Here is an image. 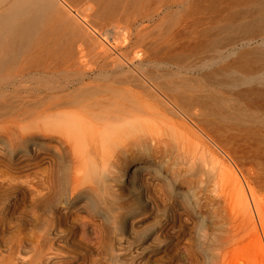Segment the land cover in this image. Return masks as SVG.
<instances>
[{"label": "rangeland", "instance_id": "374dc122", "mask_svg": "<svg viewBox=\"0 0 264 264\" xmlns=\"http://www.w3.org/2000/svg\"><path fill=\"white\" fill-rule=\"evenodd\" d=\"M93 1V3L92 0L90 1L92 12L97 10L93 18L96 19L98 13L101 18L98 14L97 18L102 19V21L96 19L94 25L91 22L92 25L88 28L93 35L95 34V43H87L89 46L82 48L84 45H80V41H83V38H80L79 43L75 41L77 36L78 38L82 36L76 31L78 29L71 33L76 32L79 35H68L67 33H70L68 29L71 27L67 28L63 25V29H60L59 25V32H57V27L56 32L60 35L55 32L53 34L54 28L50 33L56 36L55 38H51L50 33L47 34L50 28L41 31L38 37L32 40L23 51L16 57L10 58L0 68V188L2 187L0 195L4 193L16 196L15 204L12 205V214L9 213L11 222L7 216L8 221L12 224L10 225L11 229L9 227L10 231L8 230V234L3 236V242L9 243L11 238L14 239L15 232L17 231V234L19 231L17 229L19 226L23 232L21 246L22 255L27 261L26 264H36L40 259L38 252L42 247L51 246V231L48 232L51 230V215L45 211L47 209L44 205L51 203V187H48L49 189L46 187L49 184L48 176L51 175L52 82L55 83V86L60 85L58 82H61V85L66 84L68 87L57 93L56 96H60L59 100L66 99L67 94H69L67 99L76 98L80 94L79 91L83 92L80 89L82 86L85 88L86 83L90 86L104 83L105 86L100 85V87L120 88V94L124 95L121 97L124 98L126 96L122 90L124 82L121 84H116V82L120 83L124 79L125 82H128L129 78L134 76L132 75L133 71L135 72L133 74H136L144 70L135 75L137 78L139 76L142 78L134 81L136 78L133 77L134 79H130L133 80L131 82L144 79L142 81L146 80L149 83H158L159 81L162 84L164 82L166 86L164 83L163 85L165 87L168 85V89L169 86H172L169 89L172 92H167V88L165 92L169 96H175V101L181 97L176 104L183 106V110L194 114L200 120V126L210 136L211 143L206 142L208 139L198 130L199 133L195 129L183 128L176 122L175 125H165L158 120L159 124L156 119H153V122L156 120L154 127L157 126V129L158 125L162 124L159 130H162L163 127L167 139L168 135L169 138L171 136L173 138L177 134L175 138H180L181 143H184V146L181 147L179 140L178 142L175 138H171L177 147L174 146L175 143L172 144L174 147L171 144L170 146L176 147L175 149H170L169 146V148H163L155 153L153 146L145 147V145L137 144L139 136L140 139H143L144 134L151 133L134 128L119 127L116 129L117 138L121 137L123 140L119 138L121 142L119 143L116 138L115 142L118 143H116V151L120 152L119 154L124 153L119 155L118 165L122 166V162L126 159L124 157L127 159L133 157L132 159H135L136 162L148 159L146 162L150 166L154 165V169L159 167L156 170L162 173V176L166 173L168 179L172 178L171 182L169 181L171 184L175 179L174 184L177 185L173 184L172 187L174 189L176 187V190L179 189L180 196L184 198L186 205L191 210L193 209V213L199 221L196 222L191 216L183 213L182 204L176 202L173 204L175 205L174 209L167 213L169 217H167V221H160L164 228L163 234H169L170 241L165 246L162 245L164 248L153 250V253L145 257L141 256L140 247L136 252L134 250L126 252L124 246L123 248L120 246V248L117 243H114L111 250L109 244L95 239L96 231L94 230L96 228L85 230L79 225L74 227L75 229L73 228L74 235H81L85 231L87 241L73 240L68 242V246L53 244V247L63 248L64 251L73 254L76 257L77 263L74 262L75 264H82L84 260L86 262V259L87 261L89 259V264H264L261 250L258 248V240L264 242V238L257 217L258 214L263 219L264 225V134L261 128L264 122V97L256 83L259 40L255 29L250 32L245 30L246 22L251 20V17L249 18L246 14V9L251 8L255 11L257 0ZM97 20L102 23H98ZM96 23L98 24L95 25ZM99 24H101L100 27ZM102 25L107 30L105 33ZM65 28L68 31L66 35L64 34ZM64 29L65 31H63ZM108 33L112 38L114 37L113 41ZM41 34L43 36L47 34V37H43ZM72 35L76 37L73 38ZM105 35L108 36V39L104 38ZM53 39H57L55 43L60 44V48H57L59 45H56L57 50L62 48L63 52L68 53L67 55L61 50L57 51L55 47L52 50V47L55 46L52 44L54 43ZM97 39L100 43L102 42V50L109 44L114 49H109L111 48L109 45L108 51L105 49V52L108 53L104 55L105 52L97 47L99 43ZM106 41L107 45L104 43ZM70 43L76 45L78 43L77 46L75 44V47L73 46L78 49L71 48L73 44ZM66 44V47L69 46L67 49L62 46ZM129 46L131 48L124 52L123 50L126 51ZM91 47L100 50L99 53H103V55H98L99 60L95 55L97 53H94L96 50L93 48L94 51L91 50ZM82 49L84 52H79ZM60 52L64 56L59 57L62 55ZM123 52L126 57L132 54L134 60L130 56L126 59ZM130 52L131 54H128ZM55 53L60 55L57 56ZM117 54L120 56L118 57ZM70 55L78 56L70 59ZM77 58H80L78 62ZM85 59L88 61L84 62ZM110 59H112L111 62ZM114 59H116V65L119 63L120 66H115V63L112 62ZM75 60L76 63H74ZM105 60H108L109 66L105 67ZM82 61L86 63L85 65L89 64L88 68L81 64ZM77 63H79L78 66ZM81 65L82 67L79 68ZM137 65H141V68ZM137 69L139 71H136ZM110 72L112 75L107 74ZM120 72L124 73L125 77L129 72L128 76H130L125 78L124 74ZM142 74L151 80L149 78L147 80ZM119 77L123 80L120 81ZM249 79L252 81L250 85H247L246 80L249 81ZM113 81L115 83L111 84ZM74 87L80 88L79 91ZM73 89L76 90V93H72ZM119 91L118 94L111 92L112 98L116 96L113 99L118 100V97L119 100L122 99L118 96L120 95ZM84 92L83 94L90 97L89 92L92 93L93 90ZM96 92L99 93L97 95L101 93ZM125 92L127 93V91ZM108 93L110 94V91ZM108 93L103 92L101 95L107 98ZM113 94L115 95L113 96ZM95 95L92 97H101V95ZM160 108L164 109L162 106ZM152 118L155 116H150L149 122ZM164 126H169L170 130L165 129ZM174 127L180 130H176ZM156 128H153L155 134L162 133L163 130L157 132ZM127 129L131 130L130 133ZM139 131L143 132L142 136L139 135ZM178 131L180 134L183 133L182 136ZM154 133L151 136L157 137L160 134L154 135ZM148 134L147 136H150ZM170 134L173 135L170 136ZM126 135L137 141L130 140ZM124 136L128 140L123 138ZM163 137L165 138V136ZM10 139L13 142V147L9 145ZM125 140L129 143H136V148H134V144L133 149L131 146L127 147V151L130 150L127 153L129 157L125 154L127 152L125 151L127 149ZM171 141L169 143H172ZM183 147L184 149H182ZM187 149L192 151L189 156L192 154L194 156L191 157V162L194 158L195 161L192 162L193 164L190 163V166H188L189 164L183 166L181 162V164L177 163L178 157L181 156L178 154L181 153L179 151L184 150L181 156L183 158ZM119 173L120 171L115 169L111 177L112 180L107 177H104L107 178L104 180L107 183L110 182L113 187L117 206L126 209L132 205L134 195L126 175L123 172L120 175ZM46 182L48 183L45 184ZM172 213H176L173 214L174 220L170 218ZM13 214L20 215L22 219L15 220ZM13 222L16 225L15 229ZM147 223L146 225L149 224ZM254 225L259 230L257 234L252 230ZM196 231H198L199 238L197 239L200 242L195 241ZM47 235H49L48 238ZM255 237H258V240ZM255 240L257 244L254 242ZM67 247L69 248L67 249Z\"/></svg>", "mask_w": 264, "mask_h": 264}, {"label": "bare ground", "instance_id": "6f19581e", "mask_svg": "<svg viewBox=\"0 0 264 264\" xmlns=\"http://www.w3.org/2000/svg\"><path fill=\"white\" fill-rule=\"evenodd\" d=\"M83 1L82 0H0V68L10 58L12 59L16 57L21 51H23L32 40L38 37L41 31H44L45 29L47 30L48 28H50V31L49 30L48 32L46 31L47 34H49L51 32V29L54 28L55 30L53 31L52 29V31H53V34L54 32L56 34L57 32H59V25L61 26L60 29H63L62 28L63 25L64 27L66 26L68 28L69 26L72 28V30H70L71 28L68 29L70 33H67L68 31L65 28L66 29V32L64 33L65 35L66 33L68 35L73 34L71 32L78 29L76 31L79 32L83 37L79 36L78 38L77 34L79 35V33H76V32L74 34L77 37L73 36L74 34L72 35V37L73 38L76 37L75 41L78 43H79L80 38H83V41L86 45L83 43V41H80L81 42L80 45L82 44L84 45V47L81 46L82 48L87 47L89 43H95V34L93 35V33L90 32L88 28L89 26L92 25L91 22H93V25H94V22L96 19L101 20V21L102 19H100L101 17L99 16L100 14L98 13L97 14L100 18L99 17L97 18V14H96V19L93 18L95 16L94 14L97 12L96 9H95L96 11L94 10V12H92L93 8L91 4L94 2L93 0H92V3H90L91 0L84 1V3H82ZM246 14L249 18L251 17V20L246 22L245 30H247V32H250L252 31V29H255L257 39L259 40V44L257 48L258 77L256 78V83L259 86L258 89L261 92V95L262 94L264 95V0H257V6H256L255 11L251 10V8H247ZM251 15H254V16H251ZM92 18L94 19V21H92L93 20ZM98 23H102V22L98 21ZM98 23H96L95 25H97ZM98 26L100 27L101 24H99ZM56 27L58 28L57 29L58 31L56 30ZM99 27L97 28L99 29ZM104 27L105 26H103L102 28L105 29ZM65 29L63 31H65ZM106 31L107 30L105 29L104 33ZM43 34L41 35L43 36ZM46 35L43 37H47ZM51 35L52 34L50 33V36ZM58 35H60V33ZM105 36L106 37L104 38L106 39H108L107 38L108 36L111 37L109 33H108V36L107 35ZM52 37L55 38L56 36L52 35L51 38ZM110 37H109V40H110ZM113 38L111 37L112 41H113ZM116 38L118 39L117 36ZM53 40H54V43L52 44H55V46L52 47L51 45L52 50L54 47L57 50V48H60V44L57 41H56L57 43H55V40L57 39H53ZM107 41L104 42L106 43V45H107ZM72 42H74L73 39H72ZM97 42H99L98 39H97ZM123 42L124 41H122V43ZM65 43H66V40H65ZM101 43L99 42L97 44L98 46L96 44L95 45L97 47H100L101 48L100 50L103 52H105V49L108 51L107 48L109 47L110 44L108 43L109 45H107V47L105 46V44H103L106 48L105 49L103 48L102 50ZM119 43H121V41H119ZM119 43L117 44V46L119 45ZM74 44L71 46V48L75 47L76 44L75 45ZM56 45L57 46L59 45V46L57 47ZM95 45H93V47H95ZM62 46L66 47L67 44L65 46L64 45ZM93 47H91L90 49L96 50L94 53H97L95 55H96V58H98V55L101 54L99 52L101 51L100 50L98 51L97 49ZM110 47L111 48L109 49L113 48V46L111 45ZM67 48H69V46L66 47V49ZM130 48L131 47L129 46V48H127L126 51L125 49L123 51L127 52ZM61 49H58V50L60 51ZM77 49L74 48V50H77ZM61 52L63 51L61 50ZM61 52L60 54L62 55L58 54L59 52L55 54H57V56L60 55L59 57L64 56V54L66 55L68 54L66 51H64L65 53L63 52L64 54ZM79 52H84V50L82 49ZM79 52H77L78 55H80ZM88 52L90 51L88 50ZM115 52L118 53V51H115ZM107 53L108 52H105L104 55ZM128 54H131V52ZM101 55H103V53ZM120 55L117 54L118 57ZM123 55L125 56L126 54L124 53ZM131 55H128V57L130 56L131 59H133V56ZM77 56L70 55V59H72V57L74 58ZM128 57H126V59ZM82 58L84 60V57ZM79 59L80 58L76 59L77 62ZM86 59L84 62L88 61ZM94 59H95V56H94ZM116 59H114V61L112 62L115 63V66H118L119 63L116 65L117 63L115 62ZM76 60L74 63H76ZM111 60L112 59H110V62ZM84 62L82 61L81 64H83L84 67L85 66L87 67V65L89 64L85 65L86 63ZM107 62L108 60L106 61L105 67L106 65L109 66ZM120 64H121V61H120ZM78 65L79 63H77V66ZM110 65H112V63H110ZM138 66H140L141 68V65H137V67ZM81 67L82 65L79 66V68ZM115 68L120 69L118 67H115ZM138 69L136 71H139ZM127 70L129 71L132 69H127ZM141 71L137 73L138 74L142 73L144 70L142 72ZM133 72H132V75H134L133 77H135L137 73L133 74ZM128 73H126L127 77H125V74H124L125 78H128L130 76V75L128 76ZM107 74L112 75L111 72ZM113 75L117 77V75L115 74ZM143 75L144 74H142V76ZM120 77L119 79H121ZM133 77L131 76L129 78L130 82L129 81L125 82V79L124 81H122L123 79H121L120 81L122 82L120 83L116 82V84H121L124 82L123 89H122L124 90V93L126 95L124 98H122L124 95L120 94V91H119L121 90L120 88L112 87V86H106V87L101 86L100 87V85H104V83L99 84L98 86L97 85L90 86L86 83L87 85L85 84V88H83V86L81 87V85L83 84L82 83L80 85L81 89L80 88L79 89L82 90L83 92L87 90H91V91L93 90L94 94H96L95 96H100L101 93L103 92L108 93V91H110V94L108 93L107 98L102 97L103 95L97 98V97H92L94 96V94L92 95L93 92L92 93L89 92V95L91 94V96L89 97L85 95L86 92H84L85 94H83V92L79 91L78 88L74 87V89L76 90L78 89V91L80 92V94L77 95L76 98L67 99L69 95L67 94V97L62 95V97L64 96L66 99L59 100L58 98H60V96L57 97L56 96L57 93L63 91L64 89L68 87L66 86V84L61 85V82H58V84L60 83V85L55 86V83L52 82V84L55 87L51 84L52 85L51 86V175L48 176L47 181H49V184L46 187L47 189H49L48 187H51L50 189L51 191V203L50 204L51 205L50 204L44 205L45 209H47L45 211L49 212L51 215V230L48 231V232L51 231L50 232L51 246L48 245L49 246L48 247L47 245H45V247H42V249L38 252L40 259L37 261L36 264H75L77 263L76 257H74L73 254L64 251L63 248L56 249L53 247V244L54 245L55 244H66L68 246L69 245L68 242H72L73 240L87 241V238L84 234L85 232L84 230H83L84 232L81 233V235H78V236L74 235L73 228L77 227L78 225L80 228H83L85 230L96 228V230H94L96 231L95 239H97V241L98 240L101 241L102 243L105 242L106 244H109L110 248L109 246L108 248L111 250H112V244L114 243H117V245L119 247L121 246L122 248L124 246L125 247L124 249L126 250V252L127 251L132 252V250L136 252V250L139 249L140 247L141 248L140 254L141 256L145 257L153 253L154 252L153 250H160L164 248L163 246H165V244H167L168 241H170L171 237L169 236V234L168 235L163 234L164 228H163V224H161L162 222L161 220L167 221V217H168L167 213L168 212L170 213V211L174 209L175 205L173 204H176V202H180L182 204V209L184 211L183 213L191 216V218L195 220L196 222L199 221L198 217L194 215L193 209L191 210L189 206L186 205L184 198L180 196L179 189L176 190L177 189L176 187L175 189L174 187H172V185L175 183L174 182L175 179L173 181V184H171L170 182L172 178L170 177L171 179H168L169 177L166 176V173L164 174L165 176L164 175L162 176V173L157 171L159 167L156 168L157 169L156 170L154 169L155 166L151 165L153 167L152 169L150 164L147 163L148 159L146 160L147 162L145 160H144L145 162L143 160H142L143 162H140V161L136 162L135 159L134 160L132 159L133 157L131 159L130 158L127 159V157H124L126 159H124V161L122 162L123 163L122 166L118 165V162H120L119 155L124 153L122 150L121 151L123 153L121 154H119L120 152L118 153L116 151L117 142L115 141H117L116 138L118 137L117 136L118 132L116 131V129L119 127L134 128L135 130L136 129L144 130V132H149L152 134L155 132L153 128L157 127V126L154 127V124L156 125V120L157 121L160 120L161 123L162 124L165 123V125L167 124L175 125L177 123L183 128L185 127L186 129L188 128L195 129L196 132L198 130L199 132H201V134H203L208 139L206 140V142L211 143L210 136L208 135V133H205L204 129L200 126V123H199L200 120H198L194 116V114L192 115L188 111L183 110L184 109L182 108L183 106L178 105V103L176 104V102H178L181 97L177 99L178 101H175L176 99H174L175 97L174 95H173L174 97H172L171 95L169 96V94L165 92L168 85L167 87H165L166 86L165 83L162 82V84H160L159 81L158 83H149V82H146V80L142 81L144 79H142L141 81L139 80L136 82H131L133 80H130V79H132ZM140 77L141 76L137 78L136 76L135 77L136 79L134 78L133 79L135 81L137 79H140ZM149 79L151 80V78ZM251 81H252L251 79H249V81L246 80L247 85H250ZM112 83H115V81L111 82V84ZM163 83L165 86L163 85ZM107 84H110V83H107ZM170 87L172 86H169V89ZM74 89L72 93L74 92L76 93V90L74 91ZM169 89L167 88L168 90L167 92L171 91ZM96 91L101 92L100 95H97L99 93H97ZM118 91L120 94L118 96H120V98H122L123 100L122 99L119 100V97H118V100L113 99L114 97L116 98V96H114L115 94H113L114 97L112 98L111 92L113 93L117 92L116 94H118ZM125 91H127V93ZM263 95L262 97H264ZM160 106L164 107V109L163 108L161 109ZM150 116H153V117L155 116V118H152V120H150V122H153V119H156L154 120L155 122L153 123L149 122L148 119ZM162 124L161 125L157 124L158 125V129L156 128L157 132L160 129L159 127L162 126ZM261 128L264 134V122L262 123ZM161 129L163 130V127ZM165 129L170 130L169 126L166 127ZM175 129L180 130L179 128H175ZM175 129H174V132H176ZM152 130L154 131L151 132ZM162 130H159V131H162ZM130 131L128 132L130 133ZM139 133L138 134L141 135L143 132L139 131ZM178 133L181 136L183 134V133L180 134L179 131ZM147 134L146 135L144 134V136L141 135L142 137H144L143 139H140V136H139V141H137L135 138L134 139L137 141V144H142V146L144 145L145 147L149 145L153 146L155 153L160 151L163 148H169L170 144L171 146H173L175 143L171 141V138H172L171 135L173 134H170L171 136L170 138H169V135H168V139L166 138L167 134H165V130H163L162 133H160L159 135L154 133V135H158L157 137L156 136L153 137L151 136V134H148L150 136H147ZM163 136H165V138ZM176 136H173V138H175ZM119 138H117L118 142L121 143L119 141ZM123 138L126 139L125 136ZM128 138L126 140H128ZM129 139L131 140L132 138H129ZM175 139L177 141L179 140L181 143L180 138L179 139L175 138ZM169 141H171L172 143H169ZM126 143H125L126 148L127 147L129 148L130 146L131 148L133 147L134 143H129V142H126ZM135 144H134V148H136ZM183 144L184 143L182 142L181 145L180 144L179 145L182 147ZM9 145L13 147L12 146L13 142L11 141V139H10ZM174 146H176V143ZM185 146L188 148L187 145ZM137 147L139 146L137 145ZM145 147H142V148H145ZM173 147H171L170 149H175L177 146L175 148ZM128 148L125 151H127ZM182 149H184V147ZM129 151L125 152V154L129 153ZM183 151L184 150L179 151L181 153L178 152L179 153V154L177 153L178 156L180 155L182 156ZM186 151H185L186 153L184 152L183 158L181 156L178 157V160L180 161H178L177 159L176 160H177V163L181 162L183 166L184 165L186 166L187 164H189L188 166H190L191 165L190 163L195 161V158L191 162L192 160L191 157L193 156V154L192 156H189V155L191 154L192 151L188 149ZM155 153L153 154L155 155ZM193 153L195 155L194 151ZM176 156L177 155L175 154V157ZM179 158H182V159H179ZM115 169H117V171H120L121 174L123 172V174L126 175V179L128 183L131 184V187H132V191L134 195L133 203L130 207L126 209L117 206L116 204L117 201L115 198L116 196L114 195L115 191H113L114 189L110 185V182L107 183L104 180V179L107 180V178L110 179L112 175L114 174ZM86 172L88 173V175ZM50 176H51V179L49 180ZM176 176H179V175H176ZM104 177H107V178H104ZM47 183L48 182H46L45 184ZM174 185H177V184H174ZM243 193L241 194L243 195ZM15 199H16L15 195L14 197L11 195L4 194V193L3 195H0V264H26L27 262L26 258L22 255L21 239H22L23 232H22V229L19 228V226L18 228L16 227L19 231L17 234H16L17 231L15 232V238L13 237L14 239H12L10 237L11 241L10 242L8 241L9 243L3 242V236L8 234L9 227L11 229L10 225L12 224L10 223L11 217H9V213L12 211V205L15 204L14 203ZM173 214L174 213H172L170 216L172 220L175 219L174 215L176 213L174 215ZM7 216L9 217L8 219L10 220V222L8 221ZM257 217L259 220L258 223L260 224V228H261L260 231L264 238V225L262 223L263 219H261L258 214H257ZM13 218H15V220H18V221L22 219V217L17 214L14 215ZM148 221L150 222L153 221V222L150 223ZM146 223L148 225H146ZM14 224L15 223L13 222V226L15 229L16 225ZM252 230H254L256 234L259 231L256 225L252 227ZM48 237L49 235H47V238ZM258 237L257 238L255 237L256 240H258ZM197 238H199L198 231L195 232V239H196L195 241H198ZM256 240L254 242L257 244ZM263 243L264 242H261V240H258V246H259L258 248H260L261 250L262 258H264V254H262L264 253ZM68 248L69 247H67V249ZM88 261L86 259V262L84 260L82 264H89ZM93 262H96V261H93Z\"/></svg>", "mask_w": 264, "mask_h": 264}]
</instances>
